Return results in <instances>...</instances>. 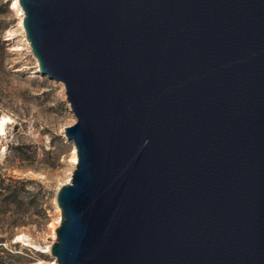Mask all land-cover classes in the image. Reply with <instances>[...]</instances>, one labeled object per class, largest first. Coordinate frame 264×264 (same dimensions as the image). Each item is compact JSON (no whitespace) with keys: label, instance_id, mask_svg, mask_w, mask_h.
I'll use <instances>...</instances> for the list:
<instances>
[{"label":"water","instance_id":"water-1","mask_svg":"<svg viewBox=\"0 0 264 264\" xmlns=\"http://www.w3.org/2000/svg\"><path fill=\"white\" fill-rule=\"evenodd\" d=\"M19 4L77 117L57 264H264V0Z\"/></svg>","mask_w":264,"mask_h":264},{"label":"rangeland","instance_id":"rangeland-1","mask_svg":"<svg viewBox=\"0 0 264 264\" xmlns=\"http://www.w3.org/2000/svg\"><path fill=\"white\" fill-rule=\"evenodd\" d=\"M11 7L0 0V114L14 119L0 145V264L54 262L18 235L49 240V224L62 215L57 193L75 170L66 129L77 117L64 83L41 75L29 49H17L21 34L8 35L18 22Z\"/></svg>","mask_w":264,"mask_h":264},{"label":"bare ground","instance_id":"bare-ground-1","mask_svg":"<svg viewBox=\"0 0 264 264\" xmlns=\"http://www.w3.org/2000/svg\"><path fill=\"white\" fill-rule=\"evenodd\" d=\"M11 8L15 11V13L17 15V18H18V22L16 24L15 29L8 31V35L10 37H13V36H15V34H19V35L21 34L22 37H23L22 38L23 46L22 47L19 46V47H17V49H21V48L24 47V49L27 48V49H29L32 52L31 45H30L29 40L26 37V30H25V27H24V16H25V13H24V10H23L22 6L19 4V0H12V7ZM35 58L37 60V66L39 67V61H38L36 56H35ZM13 123H14V119H13L12 115H10V114H8L6 112H4L3 114H0V145H1L3 137L7 133V129ZM11 126H13V125H11ZM5 152H6V148L2 151V154H4ZM70 163H71V166L74 169H76L77 164H78V151H77V146L76 145L74 146V148H73V150L71 152ZM73 173H74V170L70 172V174L67 177V181L64 184L69 183L72 180ZM58 210H59V212H61L59 205H58ZM61 222H62V215L59 214L57 219H55L54 221H52L49 224V235H50L49 238L50 239L49 240H45L43 242L33 240L28 234H25V233L18 235V240L19 241H22L27 246L34 247L39 252L51 255L52 258L54 260H56L54 262H52V261L47 262V261H45L43 259H40V260H38V261H36L34 263H28V264H45V263L57 264V257L52 254V246L55 243V241L57 240L58 236H57V231L56 230L60 226Z\"/></svg>","mask_w":264,"mask_h":264}]
</instances>
